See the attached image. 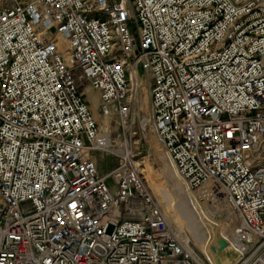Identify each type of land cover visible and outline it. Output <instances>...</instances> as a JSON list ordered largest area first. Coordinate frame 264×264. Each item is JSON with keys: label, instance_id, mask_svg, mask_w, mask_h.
<instances>
[{"label": "built area", "instance_id": "obj_1", "mask_svg": "<svg viewBox=\"0 0 264 264\" xmlns=\"http://www.w3.org/2000/svg\"><path fill=\"white\" fill-rule=\"evenodd\" d=\"M150 137L264 264V0H0V264H215L145 184Z\"/></svg>", "mask_w": 264, "mask_h": 264}, {"label": "rangeland", "instance_id": "obj_2", "mask_svg": "<svg viewBox=\"0 0 264 264\" xmlns=\"http://www.w3.org/2000/svg\"><path fill=\"white\" fill-rule=\"evenodd\" d=\"M142 99L143 108L146 110L149 99H147V97L145 96ZM91 110L96 117L98 116L97 119L100 120V130L104 133L107 132L108 128H110L108 119L102 122V117L99 116V112H97L96 108L91 106ZM141 145L143 146V143H141ZM141 145V148L139 147V149L142 151V156H146L149 159V163L147 164L146 168L147 170H149V172L152 173L150 179L151 186L153 187L155 195L157 196L159 201L161 200L165 202L164 205L168 210L169 215L173 217L176 225L178 226L177 228L180 231H186L189 234V237L191 238L192 242L196 245V247H198V250L204 252V242L206 240L207 233H211V238L215 234H218L216 233L214 227L210 226L207 222L217 224L218 227L222 229L219 225L221 221L216 215H207L205 212V207L203 205L198 206V208L195 207V211L192 210V208H190L188 204V201L185 198V193L182 188L172 186L173 188L169 191V188H167V186L164 184L165 176L163 168H166L163 163L166 162L168 168H170L172 173L173 171L169 166L166 158L162 154L163 159L165 158L163 162L160 158L158 151L155 148L152 149L150 146L151 144L149 142L143 147ZM104 146L107 145H103V147ZM116 152L117 151L114 150V153ZM101 159L102 160L99 163L98 168L102 172L112 168L115 164V160H113L111 156L104 157ZM139 159L140 157L137 158V160ZM173 175L175 176V173ZM206 250H208V248Z\"/></svg>", "mask_w": 264, "mask_h": 264}, {"label": "bare ground", "instance_id": "obj_3", "mask_svg": "<svg viewBox=\"0 0 264 264\" xmlns=\"http://www.w3.org/2000/svg\"><path fill=\"white\" fill-rule=\"evenodd\" d=\"M60 46L64 49V47H66V43H65V41H64V39H62L61 41H60ZM85 90L88 92V99L91 101V103L93 104V107L95 108L96 106H98V94L95 92V91H93L90 87H86L85 88ZM148 106H149V102H148V105H147V108H148ZM106 119H108L107 117H105V116H102V122H104V120H106ZM106 122V121H105ZM149 142H150V144H151V148L153 149V148H155L157 151H158V153H159V155H160V158H161V160L164 162V159H163V156H162V151H161V148H160V145H159V143H157V142H155V140L153 139V137H150L149 138ZM100 145H107V142H102V144H100ZM118 152V151H117ZM116 152V153H117ZM115 153V154H116ZM120 152H118L117 153V155L119 154ZM149 163V159H148V157H146V156H142L141 158H140V162H139V164H140V170H141V176H142V178L144 179V181H145V184H147V186L151 189V191H152V193L154 194V196L156 197V199L158 200V203L160 204V206H161V208H162V210L164 211V213L166 214V216H167V218H168V220H169V222L170 223H172L175 227H178L177 225H176V223H175V221H174V219H173V217L172 216H170L169 215V213H168V210L166 209V207H165V205H164V203L165 202H163V201H159V199L157 198V196L155 195V193H154V190H153V187L151 186V179H150V177H151V175H152V173L151 172H149V170H147V168H146V166H147V164ZM164 164V166H165V168L166 169H164L163 168V170H164V176H165V185L167 186V188H169V191L173 188L172 186H174V187H177V188H182V186H181V184H180V182L175 178V176L173 175L174 173H172L171 172V170H170V168H168V165L166 164V162H164L163 163ZM163 176V175H162ZM184 188H182V190H183ZM196 208H198V206H195ZM205 212H206V214L207 215H209V216H214V213L212 212V210L211 209H209L208 207H205ZM221 222H220V227L221 228H223L224 226H228V220H225V221H222V220H220ZM210 226H212V227H214V229L216 230V233H218V234H215V235H219V233L221 232V229L218 227V225L217 224H213V223H211V222H207ZM219 223V222H218ZM211 233H207V237H206V240L207 239H211V235H210ZM206 240H205V242H204V252H207V250H206V246H207V242H206ZM201 252H203V251H201ZM216 264H229V262H228V260H225V259H220L219 260V263H216Z\"/></svg>", "mask_w": 264, "mask_h": 264}, {"label": "water", "instance_id": "obj_4", "mask_svg": "<svg viewBox=\"0 0 264 264\" xmlns=\"http://www.w3.org/2000/svg\"><path fill=\"white\" fill-rule=\"evenodd\" d=\"M207 248L215 264L219 263L221 258L228 260L229 264L233 263L234 258L230 250L227 248V241L220 235H214L211 239L209 238Z\"/></svg>", "mask_w": 264, "mask_h": 264}]
</instances>
